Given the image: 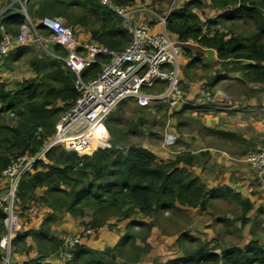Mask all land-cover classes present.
Listing matches in <instances>:
<instances>
[{"label": "trees", "instance_id": "16d2710c", "mask_svg": "<svg viewBox=\"0 0 264 264\" xmlns=\"http://www.w3.org/2000/svg\"><path fill=\"white\" fill-rule=\"evenodd\" d=\"M142 1L112 0L114 5L122 7ZM14 6L15 9L0 16V24L6 32L17 37L25 17L20 5L16 3ZM206 9L214 10L215 15L203 19ZM26 11L45 37L51 31L41 22L45 18L61 17L73 29L78 25L88 31L91 37L89 41L110 50L122 51L132 40L121 17L99 0H28ZM76 11L80 14H75ZM227 23L231 24L228 30L219 28ZM237 23L244 26L253 24L254 30L248 34L237 33L234 30ZM167 30L188 55L195 49L192 44L197 43L201 49L216 50L223 65L249 62L241 68L243 78L247 82L264 84V0H187L172 9L167 19ZM2 40L3 33L0 31V42ZM48 47L54 54H67V50L59 45L48 44ZM29 49L28 45H21L16 54L12 57L10 54L7 59L19 61ZM46 53L28 60L34 77L18 83L15 90L9 91L0 86V178L18 156L27 153L34 155L49 142L56 133L62 114L78 98L75 73ZM108 60V57L98 55L96 62L82 72L84 80L96 77ZM196 62V59L192 60L188 67L182 69V73L188 74ZM186 107L183 110L188 109ZM117 113H111L106 121L111 135L108 144L100 145L93 154L82 158L76 152L53 148L46 155L50 165L40 161L36 170L22 180L19 197L23 209L36 202L51 213L37 229H23L18 233L12 242L14 252L24 250L29 253L32 246L28 245L27 239L32 238L39 259L58 253L63 243L52 234V227L63 212L76 218L83 216L85 209L92 210L91 220L81 223L92 230L111 226L108 222L112 219L128 220L134 214L142 213L156 218L159 228L166 234V226L159 221V215L163 212L172 209L178 214L183 213L180 206L199 208L201 211L208 208L211 193L207 192L204 180L189 170V166L199 157L184 151L173 159L164 160L149 149L128 144L118 129ZM147 121L140 118L139 125ZM211 132L222 138L237 137L226 131ZM40 189L44 191L38 196L37 190ZM212 193L221 196L232 194L228 188L214 189ZM232 196L245 212L251 209L240 194ZM0 222L4 234L2 213ZM154 225L153 221H129L123 238L115 246L103 249L79 243L73 250V259L67 264H120L121 259V264H137L141 255L150 249L147 239ZM183 236L186 233H182L178 241ZM138 239L144 246L137 244ZM191 240L198 244L182 246L184 257L154 264H264V243L260 241H251L243 248L231 247L217 253L215 250L218 246L209 248L208 242ZM39 259L24 264H40L37 262Z\"/></svg>", "mask_w": 264, "mask_h": 264}, {"label": "built area", "instance_id": "2783aa9c", "mask_svg": "<svg viewBox=\"0 0 264 264\" xmlns=\"http://www.w3.org/2000/svg\"><path fill=\"white\" fill-rule=\"evenodd\" d=\"M27 1L11 0V6L16 3L20 5L25 26L14 37L0 24L3 33L0 57L9 56L17 47L28 45V41H34L36 37L46 44L48 53L75 73L74 84L79 95L62 114L56 133L49 142L34 155L27 153L18 156L2 173L5 184L0 194V213L4 216L5 233L0 240L1 264H18L13 260L12 242L23 230L18 213L20 184L29 173L36 170L40 161H47L49 150L62 148L76 152L81 158L93 154L100 145L108 144L110 133L106 121L124 101H134L142 108L167 104L169 109L188 102L183 88V47L167 30V19L173 8L162 15L154 11L150 0L129 7L116 6L112 0H99L121 17L124 28L131 34L130 44L122 51H115L80 39L76 36V30L65 24L61 17L45 18L42 24L50 29L51 34L48 37L39 36L26 11ZM8 9H1L0 16ZM147 14L156 19H145ZM133 15L141 16L135 21ZM48 44L63 47L67 54L50 52ZM98 55L108 57V62L96 77L84 80L82 72L96 62ZM198 92L204 103L214 101L205 83L199 84ZM177 138L176 134L167 132L164 144L173 147ZM247 161L263 174L264 148L251 151ZM79 238L76 235L66 239L65 245H69V248L63 253L65 260L73 259L71 250L79 243Z\"/></svg>", "mask_w": 264, "mask_h": 264}, {"label": "crops", "instance_id": "0c3cea01", "mask_svg": "<svg viewBox=\"0 0 264 264\" xmlns=\"http://www.w3.org/2000/svg\"><path fill=\"white\" fill-rule=\"evenodd\" d=\"M150 1L151 3H154L156 0ZM185 1L187 0H182V3ZM181 4H177V1L174 0L172 7L175 8V6L178 7ZM162 10L165 11L167 10V8H162ZM205 11L206 14L202 17L203 19L211 17L212 14L215 15L214 10L206 9ZM208 11H211L210 14H212L210 15ZM144 18L149 20V18L152 19L153 17H150V15L147 17L146 15ZM36 23H39V21H37ZM41 25H43L42 22ZM23 26H25V23ZM36 26L37 25H35V27ZM77 27L80 26L77 25L75 28ZM77 36L85 41H89L91 38L90 33L88 31H82V29L78 32ZM192 45H194L195 48L200 47V45L197 43H193ZM16 50H14L11 54H14ZM12 56L13 55H11V57ZM6 58L7 57H0V63L2 59ZM194 59H196L197 62L194 64L193 67L188 70L189 73H182L183 83L188 86L186 94L188 102L182 106L173 109H168V107L166 109V105L159 106L160 110L162 107L163 110L166 109L168 112H164V114L168 118V121L166 122L169 126L168 130L174 134L177 133L179 135V138L182 136V141H184L189 146L188 151L199 157L198 160H196L192 165L189 166V170L204 179V182L207 185V192L211 193L209 196L210 203L205 211H201L199 208H192L190 206H180V208L183 211L197 210L201 214L211 215V209L215 204L213 203V201H221L222 205L224 207L226 206L225 208H227L231 204V201L235 200L232 195L240 194L242 200L249 203V205L251 206V209L245 212L244 207L240 203H238V208L240 210L243 209L241 219L243 220L245 217L247 219L253 218L256 215V211L259 210V212H262L261 209L264 208V194L260 191V181L263 179H261L257 175V170L254 169V167L247 161V155L251 152L250 147L258 148L264 146V84L247 82L245 78H243V69L241 68L249 62L244 61L237 64L230 63L228 65H223L221 62H219L218 53L214 49L202 48L201 51L199 49H194L191 55L184 53V55L182 56V69L188 67V64ZM3 65L4 64H2L1 67H4ZM7 70L12 72L10 69ZM32 73L33 76H31L34 77L35 74L34 72ZM30 78H26L24 80ZM22 81H17L16 83H14L12 89H10L9 91L15 90L17 88L18 83ZM201 83L208 84V86L211 88V91H213L214 93L215 99H217L219 103H222L226 99H232L235 101V103H237L236 107H227L223 110L218 111H214L211 109L209 110L205 107H203L202 109V105L204 104V102L202 101V97L198 92V87ZM5 84L6 83L0 82V86H4L5 89L8 90L7 85ZM237 87H239V89ZM252 88L256 89L253 90ZM234 89H236L237 91ZM189 104H191L192 106H196L197 108L201 106V108L196 110L188 108L189 110L186 111L189 116L188 118L192 119L195 122L201 123L205 128H208L209 130L211 129L234 133L235 135H237V137L241 139L240 142H244V144L248 147L242 149L238 145L230 143L231 141L228 140L225 141V144L222 143V146L216 147L214 145L209 144L207 137L204 134L200 133L198 130L194 131L193 134L190 135L178 132V123L176 121V118L171 116V114L177 112L180 109H183V107H186ZM216 108H219V106H217ZM239 138L237 139V141L239 140ZM163 146L164 148H166L165 145ZM232 146L236 148H227ZM149 150L153 151L155 154H157L158 157L162 158L158 152H155V150ZM203 153H206L205 156H203ZM4 184L5 179L0 178V190L4 189ZM226 188L230 189L232 194H227V196H221L214 195L212 193L214 189ZM43 191L44 189L37 190V195H42ZM40 209L42 213H44L45 211H49V209L45 208L44 206H41ZM227 214L228 213L225 212L220 215ZM220 215H218V217L222 218ZM226 217H229V215H227ZM41 219L42 217L40 216L39 221L37 223H33L31 225H28V223L26 224V226H24V222H22L23 229H37L42 222H40ZM154 219L155 218L152 216H147L142 213H136L128 220L119 221L116 228L111 232H108L109 230L105 228V226L107 227V225H105L104 227L98 230L99 232H93L91 234L92 236L89 242H82L81 244H86L89 247L96 249H103L107 246H113V241H116L117 244L126 234L127 223H129V221H144L148 223L153 221L155 225L151 229V232L148 236V240L152 244H154V238L156 237L161 238L162 241H169V236H166L163 233L162 229L159 228L157 222ZM71 221L76 226L72 230L80 232L82 229V222L79 224L76 220L74 221V219H72ZM112 222L115 223L113 219L112 221L110 220L108 223ZM111 226L113 227V225ZM2 231L3 228L0 226V236L2 234ZM52 231L55 233V236L58 235L59 232H61L57 228V225L52 228ZM259 239L251 237V239L244 246H246L251 241H260ZM176 241H178V238L176 239ZM27 243L29 246H32V249L29 253L24 250H18L14 252V260L18 264L28 263L32 260L39 259L40 257L33 239L28 238ZM174 250L175 256L172 257V259L170 260L179 259L185 256L184 252H182L181 250L179 251L178 244L176 243ZM154 254L156 255L155 252ZM61 255H58L56 253V255L54 256L40 258L39 260H37V262L40 264H61ZM119 262H121V260ZM137 264H143V262L140 260Z\"/></svg>", "mask_w": 264, "mask_h": 264}, {"label": "rangeland", "instance_id": "374dc122", "mask_svg": "<svg viewBox=\"0 0 264 264\" xmlns=\"http://www.w3.org/2000/svg\"><path fill=\"white\" fill-rule=\"evenodd\" d=\"M1 1V0H0ZM177 4H181L182 0H176ZM173 2L174 0H156L153 4V9L155 12H158L159 14H164L171 8H173ZM8 7L9 9L7 12L12 11L16 8V6H11V0H2L0 2V10L3 8ZM161 8V9H160ZM162 8H167V10L163 11ZM211 11H208L210 14ZM75 14L79 15L80 12L76 11ZM212 14V13H211ZM210 14V15H211ZM141 15H133V19L136 21ZM149 14H147V17ZM211 16H214L212 14ZM156 19V18H155ZM66 21L64 20V23ZM33 24V23H32ZM67 24V22L65 23ZM34 25V24H33ZM231 27L230 23H227L225 26H220L219 28L228 30ZM81 27H77L76 30V36L78 35V32L81 30ZM235 32L241 33V34H248L254 30L253 24L250 26H244L242 23H237V26L235 27ZM36 34L39 36H42L38 29H36ZM87 32V31H86ZM31 33V31H30ZM29 38H33L31 35H28ZM29 46V52L27 54H22L21 59L19 61H13L12 59H2L0 63V82L6 83L7 89L10 90L13 87V84L17 81H22L26 78H30L33 76L32 69L30 68L28 64V60L30 57L37 56L41 57L43 55H47L46 52V44L44 45L42 41H39L34 38V41H28ZM194 46V45H193ZM183 47V46H182ZM195 48V47H194ZM196 50L199 49L201 51V48H195ZM183 55L185 53V50L183 48ZM14 54L11 55H15ZM10 55V56H11ZM182 55V56H183ZM4 64V67H1V65ZM10 69L12 72L8 71L7 69ZM8 71V72H6ZM207 72V71H204ZM32 75V76H31ZM242 76V75H241ZM204 82V81H202ZM208 87V91L211 92L212 98L214 101L209 100L206 101L202 105L206 109H211L214 111L223 110L225 108H234L236 107V104L234 100L232 99H226L222 103H219L217 99H215L213 91H211V88L208 86L207 83H205ZM183 88L185 93L187 94L188 86L183 83ZM239 89V87H237ZM255 90L256 88H252ZM236 90V89H234ZM241 90V89H240ZM237 91V90H236ZM187 96V95H186ZM203 101V100H202ZM219 106V108H216ZM240 106V105H239ZM166 109L169 106L166 104ZM186 108H192L194 110L201 108L192 106L191 104L187 105ZM161 110L159 107H150V108H141L139 107L134 101L128 100L121 103L117 109L114 111V113H117L119 111L118 115V122L119 124L118 129L123 134V137L126 139L128 144H134L138 147H145L147 149L155 150V152H158L161 155V159L170 160L175 158V156L178 153L188 151L189 146L184 141H182V136L179 138V135L176 133L177 141L176 144L173 147H167L165 142V134L167 132H170L168 130L169 126L167 125L168 118L164 114V112H167V110ZM185 110V108H184ZM183 109L178 110L179 112L174 118H176L177 121V129L180 133H186L188 135L193 134L194 131H199L200 133L204 134L207 139L208 143L214 146H222V143L225 144V141H231L230 143L234 145H238L242 149L247 148L248 146L240 142V138L236 137L235 139L217 136L212 130L205 128L201 123L195 122L192 119L188 118L187 110L184 111ZM168 113V112H167ZM147 119V123L143 125H139V119ZM183 122V123H182ZM11 124H14L10 121ZM181 123V124H180ZM108 128V127H107ZM109 131V130H108ZM111 137V135H110ZM205 137V138H206ZM239 140L237 141V139ZM166 148H164V146ZM224 146V145H223ZM227 148H236V147H227ZM250 151H257L263 147H250ZM249 148V149H250ZM17 152V151H16ZM157 155V154H156ZM160 158V157H159ZM47 165H50V162L47 160L45 161ZM257 175L263 179L260 181V191L264 194V174L259 173L256 171ZM259 179V178H258ZM204 180V179H203ZM256 183V182H255ZM207 186V185H206ZM215 203L213 205L212 214L211 215H205L199 213L197 210H187L183 211V213H179L177 211H174L172 209H169L162 214L159 215V221L162 222V225L164 224L166 226L165 231L166 236H169V241H162L161 238H154V244H152L148 239V243L150 245V249L148 252L141 255L140 260L143 262V264H154L155 262H166L172 259L174 257L175 253V243L178 244L179 251L181 250L184 252L182 246L184 247H190V246H196L198 244L197 241L191 240V239H200L203 243L208 242L209 248H212L213 246H218L217 250H215L217 253H221L224 249H229L231 247H240L242 248L250 239L251 237L254 238H260V242L264 243V208H262V212L256 211V215L253 218L247 219L246 217L242 220L241 214L243 209L238 208V203L234 200L231 201V204L225 208L221 201L217 202L216 200L213 201ZM22 202L18 206V213L20 215V218L22 222H24V226L26 224L31 225L35 224L39 221V217L41 216L42 219L40 222L48 215V213H51L49 211H45L42 213L40 209V205H38L36 202H33L29 208L26 210L22 207ZM181 209V208H180ZM228 213L229 217H226L227 215H220L223 213ZM66 212H63V214ZM61 214L58 215L59 219L55 222L53 227L57 225V228L61 231L59 232L58 238L62 240L63 248L57 253L60 256L61 264H67L69 261L65 260L63 257V253L65 250L67 251L69 248V245H65V241L68 237H74L78 235L79 243H86L89 242L91 239V234L93 232H99L98 230H92V229H86L85 226L82 225V229L80 232L74 231L76 226L71 221L74 219L79 224L87 223L92 218V210H86L85 214L83 216L79 217H73L69 214ZM218 215H220L222 218H219ZM71 217V218H68ZM119 219V218H117ZM116 218L113 219L115 223H110L112 226L107 225L105 226L106 229H108V232L113 231L119 221L122 220L120 218L117 220ZM156 221V218L154 219ZM112 221V220H111ZM117 222V223H116ZM127 223V222H126ZM74 225V227H73ZM128 225V223H127ZM163 225V226H164ZM52 227V228H53ZM25 229V228H24ZM26 230V229H25ZM127 230V229H126ZM137 230H140V228H137ZM136 231V230H135ZM163 231V230H162ZM182 233H186V236H183L180 241H176V239H179V236ZM52 234L55 233L52 231ZM3 235V234H2ZM2 235L0 236V240L2 238ZM139 240V241H138ZM137 240V244L140 246H144V243L140 241V239ZM175 240V241H174ZM78 243V244H79ZM113 246L116 245V241L112 242ZM111 244V245H112ZM77 245V244H76ZM75 249V246L72 248ZM96 249V248H95ZM154 249V250H153ZM156 253V255L154 254ZM0 250V255H1ZM185 254V252H184ZM56 255V254H55ZM13 260H14V248L12 252ZM54 256V255H52ZM122 260V259H121ZM15 261V260H14ZM120 263H123L122 261Z\"/></svg>", "mask_w": 264, "mask_h": 264}]
</instances>
